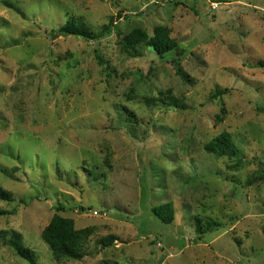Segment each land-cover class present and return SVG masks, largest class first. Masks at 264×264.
Listing matches in <instances>:
<instances>
[{
    "label": "rangeland",
    "instance_id": "rangeland-1",
    "mask_svg": "<svg viewBox=\"0 0 264 264\" xmlns=\"http://www.w3.org/2000/svg\"><path fill=\"white\" fill-rule=\"evenodd\" d=\"M70 16L110 32L59 35ZM157 26L182 50L130 56L123 37ZM260 61L264 0H0V187L13 198L0 264H28L11 232L37 264H264V179L248 183L264 175ZM221 133L235 156L204 150ZM166 203L162 224L150 209ZM54 214L92 228L82 259L56 261L41 240Z\"/></svg>",
    "mask_w": 264,
    "mask_h": 264
},
{
    "label": "trees",
    "instance_id": "trees-1",
    "mask_svg": "<svg viewBox=\"0 0 264 264\" xmlns=\"http://www.w3.org/2000/svg\"><path fill=\"white\" fill-rule=\"evenodd\" d=\"M5 4L13 8L11 4ZM111 26V24H110ZM106 26L100 32L94 33L88 29L82 22L73 19L71 16L66 20L65 24L58 30L59 35H73L82 37L87 40H98L105 34L110 32L111 27ZM123 43L126 51L130 56L136 54V48L139 45L145 44L147 48L156 56L166 57L177 54L180 51L179 45L168 36V30L165 27L157 26L154 28L153 36L149 37L144 31L135 28L128 35L123 37ZM130 50L133 53H130ZM255 67L264 68V62H258ZM225 91V90H224ZM217 94L222 91L217 90ZM162 103L166 107H173L177 109H185V105L177 100L172 95H164L161 93ZM156 101L155 99L152 100ZM124 111L130 115V118L136 120L133 112L123 107ZM204 150L216 157L235 156L237 154L236 147L232 141L229 133H221L204 146ZM103 177V175H101ZM264 179L263 174L254 176L248 183L261 181ZM0 201L10 203L13 201L12 195L9 191L0 187ZM83 210V208H80ZM151 213L162 223L169 224L174 218V210L171 203L154 206L150 209ZM12 210H4L0 208V217L12 215ZM199 222V221H197ZM198 225V224H197ZM218 224H205V226H196V233L201 236L206 232L212 231ZM92 228L75 229L73 220L54 214L47 226L42 230L40 238L49 248L53 258L56 261L61 259L80 260L85 255L83 253V244L90 235ZM114 238H105L99 241L102 247H107L113 244ZM5 240V241H4ZM3 243L10 246L14 253L28 264H37V257L33 250L23 245L22 238L19 234L11 232V236L4 239Z\"/></svg>",
    "mask_w": 264,
    "mask_h": 264
}]
</instances>
